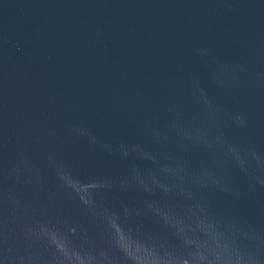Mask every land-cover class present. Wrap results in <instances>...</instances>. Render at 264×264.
<instances>
[{"label": "water", "instance_id": "water-1", "mask_svg": "<svg viewBox=\"0 0 264 264\" xmlns=\"http://www.w3.org/2000/svg\"><path fill=\"white\" fill-rule=\"evenodd\" d=\"M0 264H264V0H0Z\"/></svg>", "mask_w": 264, "mask_h": 264}]
</instances>
